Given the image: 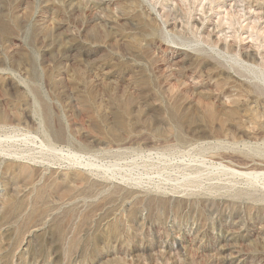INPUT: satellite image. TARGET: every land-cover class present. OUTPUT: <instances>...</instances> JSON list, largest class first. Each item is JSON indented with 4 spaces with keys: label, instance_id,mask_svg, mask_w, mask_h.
<instances>
[{
    "label": "rangeland",
    "instance_id": "1",
    "mask_svg": "<svg viewBox=\"0 0 264 264\" xmlns=\"http://www.w3.org/2000/svg\"><path fill=\"white\" fill-rule=\"evenodd\" d=\"M0 264H264V0H0Z\"/></svg>",
    "mask_w": 264,
    "mask_h": 264
}]
</instances>
